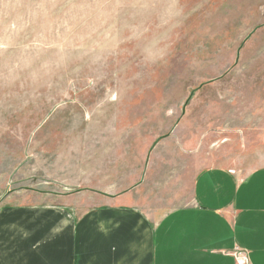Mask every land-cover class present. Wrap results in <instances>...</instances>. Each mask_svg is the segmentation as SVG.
I'll return each instance as SVG.
<instances>
[{
  "label": "rangeland",
  "instance_id": "rangeland-1",
  "mask_svg": "<svg viewBox=\"0 0 264 264\" xmlns=\"http://www.w3.org/2000/svg\"><path fill=\"white\" fill-rule=\"evenodd\" d=\"M207 166H264V0H0V205L108 179L157 218Z\"/></svg>",
  "mask_w": 264,
  "mask_h": 264
},
{
  "label": "crops",
  "instance_id": "crops-1",
  "mask_svg": "<svg viewBox=\"0 0 264 264\" xmlns=\"http://www.w3.org/2000/svg\"><path fill=\"white\" fill-rule=\"evenodd\" d=\"M105 183L8 193L0 264H236V248L264 264V166L244 176L200 168L184 203L157 218L137 202L141 184L119 191Z\"/></svg>",
  "mask_w": 264,
  "mask_h": 264
},
{
  "label": "built area",
  "instance_id": "built-area-1",
  "mask_svg": "<svg viewBox=\"0 0 264 264\" xmlns=\"http://www.w3.org/2000/svg\"><path fill=\"white\" fill-rule=\"evenodd\" d=\"M233 256L235 258L236 264H249L247 254L244 251L236 248L233 251Z\"/></svg>",
  "mask_w": 264,
  "mask_h": 264
}]
</instances>
